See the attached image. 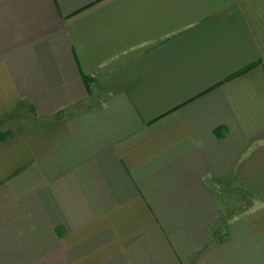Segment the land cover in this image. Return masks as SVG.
<instances>
[{
  "label": "crops",
  "instance_id": "1",
  "mask_svg": "<svg viewBox=\"0 0 264 264\" xmlns=\"http://www.w3.org/2000/svg\"><path fill=\"white\" fill-rule=\"evenodd\" d=\"M0 264H264V0H0Z\"/></svg>",
  "mask_w": 264,
  "mask_h": 264
},
{
  "label": "trees",
  "instance_id": "2",
  "mask_svg": "<svg viewBox=\"0 0 264 264\" xmlns=\"http://www.w3.org/2000/svg\"><path fill=\"white\" fill-rule=\"evenodd\" d=\"M254 65H251V66H248V67H245L244 69H242L241 71H239L237 74H235V76H239V75H242L244 73H246L247 71H249Z\"/></svg>",
  "mask_w": 264,
  "mask_h": 264
},
{
  "label": "rangeland",
  "instance_id": "3",
  "mask_svg": "<svg viewBox=\"0 0 264 264\" xmlns=\"http://www.w3.org/2000/svg\"><path fill=\"white\" fill-rule=\"evenodd\" d=\"M226 193H228V192H226ZM227 196H229V195H227ZM228 204V206L227 207H232L233 206V203L232 202H230V203H227ZM237 205H238V203H237ZM239 205H241V206H245V203H243V202H240L239 203ZM240 208L239 207H237V210H239Z\"/></svg>",
  "mask_w": 264,
  "mask_h": 264
}]
</instances>
